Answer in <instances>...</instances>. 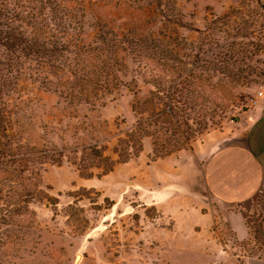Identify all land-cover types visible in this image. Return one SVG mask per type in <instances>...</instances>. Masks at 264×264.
<instances>
[{
	"label": "rangeland",
	"instance_id": "374dc122",
	"mask_svg": "<svg viewBox=\"0 0 264 264\" xmlns=\"http://www.w3.org/2000/svg\"><path fill=\"white\" fill-rule=\"evenodd\" d=\"M91 1L97 2L98 14L117 23L144 20L156 3L159 12L180 18L174 36L188 42V50L178 48V56L190 68L201 37L214 34L225 45L232 35L243 36L238 40L261 50L250 58L264 73V0ZM151 15L148 20H153L154 12ZM261 85L264 76L250 88L236 89L230 95L204 92L203 99L222 100L227 105L221 117L179 150L174 146L176 135L144 136L137 154L128 147L126 162H117V140L126 137L137 117L164 107L155 89L145 90L140 98L123 91L97 111L84 109L86 114H78L73 122L67 115L49 121L46 115L50 110L57 113L58 100L53 94L45 95L19 137L39 150L57 148L66 156L61 163H45L40 184L45 196L34 207L35 214L27 215L30 219L24 226L8 230L0 226V264H242L253 242L238 241L225 225L222 209L198 191L192 145L210 130L241 121L250 110L249 97ZM130 103H134L135 114ZM89 132L104 155L117 163L106 174L97 168L85 178L61 145L70 146L73 138L86 137Z\"/></svg>",
	"mask_w": 264,
	"mask_h": 264
},
{
	"label": "trees",
	"instance_id": "16d2710c",
	"mask_svg": "<svg viewBox=\"0 0 264 264\" xmlns=\"http://www.w3.org/2000/svg\"><path fill=\"white\" fill-rule=\"evenodd\" d=\"M96 4L0 0V226L7 230L24 226L30 219L27 215L35 214L34 207L45 196L40 188L45 163H61L66 156L57 148L39 150L19 137L45 95L53 94L58 100L57 113L50 110L46 115L49 121L67 115L73 122L78 114H86L84 109L97 111L123 91L140 98L145 90L155 89L164 107L137 117L126 137L117 140V162H126L128 147L137 154L144 136L176 135L174 146L179 150L221 117L227 105L203 99L204 92L230 95L264 76L250 58L261 50L239 41L243 36L234 34L225 45L214 34L201 37L190 68L178 56V48L189 47L186 39L178 41L174 36L180 18L159 12L156 3L147 13L150 18L154 12L153 20L147 16L138 23H117L98 14ZM130 107L135 114L134 103ZM91 136L89 132L73 138L70 146L61 145L85 178L97 168L106 174L117 163L104 155Z\"/></svg>",
	"mask_w": 264,
	"mask_h": 264
},
{
	"label": "crops",
	"instance_id": "0c3cea01",
	"mask_svg": "<svg viewBox=\"0 0 264 264\" xmlns=\"http://www.w3.org/2000/svg\"><path fill=\"white\" fill-rule=\"evenodd\" d=\"M201 194L223 212L225 225L238 241L251 239L242 264H264L261 237L252 236L264 204V96L237 123L202 134L192 145Z\"/></svg>",
	"mask_w": 264,
	"mask_h": 264
},
{
	"label": "built area",
	"instance_id": "2783aa9c",
	"mask_svg": "<svg viewBox=\"0 0 264 264\" xmlns=\"http://www.w3.org/2000/svg\"><path fill=\"white\" fill-rule=\"evenodd\" d=\"M262 96H264L263 85L259 86V88L255 91V93L249 97L247 101V109L253 107L257 103L258 99L261 98ZM260 205L262 207V211L260 212L261 219H259L258 221H256V223H254L256 225H253V233H252V236L256 242H258L256 238L261 237V231L263 230L262 226L264 224V204L261 203ZM258 244L260 245V247H264V240L259 239Z\"/></svg>",
	"mask_w": 264,
	"mask_h": 264
},
{
	"label": "water",
	"instance_id": "95a60500",
	"mask_svg": "<svg viewBox=\"0 0 264 264\" xmlns=\"http://www.w3.org/2000/svg\"><path fill=\"white\" fill-rule=\"evenodd\" d=\"M44 207H47V205L45 204Z\"/></svg>",
	"mask_w": 264,
	"mask_h": 264
}]
</instances>
